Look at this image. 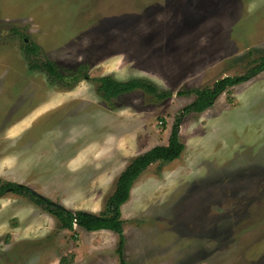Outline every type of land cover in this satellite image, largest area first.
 Returning a JSON list of instances; mask_svg holds the SVG:
<instances>
[{
	"label": "rangeland",
	"instance_id": "obj_1",
	"mask_svg": "<svg viewBox=\"0 0 264 264\" xmlns=\"http://www.w3.org/2000/svg\"><path fill=\"white\" fill-rule=\"evenodd\" d=\"M24 41L66 76L86 68L52 84ZM263 55L264 0H0V179L98 215L132 160L168 144L196 99L179 92L244 75ZM104 76L172 96L108 101ZM180 139L182 156L152 164L121 208L126 264H264V72L186 114ZM118 242L0 197V264H120Z\"/></svg>",
	"mask_w": 264,
	"mask_h": 264
},
{
	"label": "trees",
	"instance_id": "obj_2",
	"mask_svg": "<svg viewBox=\"0 0 264 264\" xmlns=\"http://www.w3.org/2000/svg\"><path fill=\"white\" fill-rule=\"evenodd\" d=\"M25 42V41H24ZM23 51L29 60L30 69L32 71L43 72L48 76L52 84H67V79L75 81L79 78L78 75L86 68L85 66L78 67L77 70L70 72L66 76L65 72L51 60L39 61L35 56H38L40 47L33 42H25ZM264 72V55L259 60L255 61L252 68L247 73L237 77H225L217 81L212 87L204 89H195L192 91H181L180 96L195 94L196 99L193 103L187 106L176 118L172 127L171 134L167 145L157 146L150 151L136 157L128 165V167L120 174L117 186L113 195L108 199L105 211L96 215L88 212L77 211L73 212L66 209L62 205L50 201L43 196L33 194L29 187L15 183H4L0 179V197L8 192L24 197L31 201L36 206L42 208L47 213L53 215L65 230L75 231L78 226L88 232H97L102 230L112 231L119 236L117 253L119 255L120 264H126L124 249V221L122 220L121 208L130 199L131 190L137 179L152 165L158 162L172 163L178 160L185 146L180 139V126L182 119L189 113H203L210 108L216 98L227 91L229 88L243 84L255 78ZM65 82V83H64ZM99 83V92L105 100L111 101L124 94H129L135 90H143L146 93L153 95L157 100L169 99L172 94L170 92L159 91L152 83L141 79H133L129 81H118L111 76H104L96 80ZM71 85V84H69Z\"/></svg>",
	"mask_w": 264,
	"mask_h": 264
},
{
	"label": "crops",
	"instance_id": "obj_3",
	"mask_svg": "<svg viewBox=\"0 0 264 264\" xmlns=\"http://www.w3.org/2000/svg\"><path fill=\"white\" fill-rule=\"evenodd\" d=\"M131 196H132V195H130V197H131ZM124 205H125V204H124ZM124 205H123V206H124ZM123 206H122V207H123ZM123 221H124V220H123ZM124 224H125V222H124ZM81 229H82V228H81ZM85 232H88V231L85 230ZM103 232H106V233H107V232H112V231L102 230V231L88 232V233H103ZM112 233H114V232H112ZM114 234H116V233H114ZM116 235H117V234H116Z\"/></svg>",
	"mask_w": 264,
	"mask_h": 264
},
{
	"label": "water",
	"instance_id": "obj_4",
	"mask_svg": "<svg viewBox=\"0 0 264 264\" xmlns=\"http://www.w3.org/2000/svg\"><path fill=\"white\" fill-rule=\"evenodd\" d=\"M30 189V188H29ZM30 191L33 193V194H35V195H39V196H41L40 194H38L37 192H35L34 190H32V189H30Z\"/></svg>",
	"mask_w": 264,
	"mask_h": 264
}]
</instances>
